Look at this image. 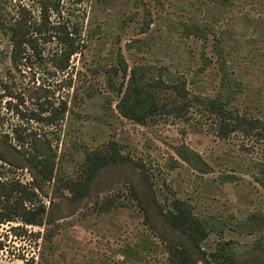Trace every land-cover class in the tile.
Returning a JSON list of instances; mask_svg holds the SVG:
<instances>
[{
  "label": "rangeland",
  "instance_id": "rangeland-1",
  "mask_svg": "<svg viewBox=\"0 0 264 264\" xmlns=\"http://www.w3.org/2000/svg\"><path fill=\"white\" fill-rule=\"evenodd\" d=\"M60 1L62 18L54 16L53 22L78 24L85 37L91 33L83 53L65 72L50 66V57L60 49L56 42L44 46L42 61H23L15 67L12 46L0 26V97L5 84L14 95L12 103L0 99V135L22 125L28 134L48 139L60 162L58 178L75 182L87 179L86 151L105 154L115 145L125 160L95 174L81 199L65 190L58 193L51 214L60 224L51 251L42 253L41 242L10 234L0 264H22L16 260L19 256L44 264H170L166 247L149 227L132 188L143 204L152 192L166 207L174 198L192 202L197 214L215 229L203 243L207 253L216 251L221 241L246 246L264 237V229L251 235L238 227L254 213L264 215V141L239 133L219 138L216 118L200 104L192 106L186 118L163 113L146 125L117 111L119 89L136 67L143 68L152 83L184 76L192 94L216 93L220 76L215 64L200 73L203 42L183 33L184 24L195 22L213 24L234 37L229 65L248 86L249 97L246 100L244 95L239 106L259 103L262 107L255 115L264 119V0H231L228 6L205 0ZM36 3L0 0V17L10 19L23 7L38 16ZM211 39L206 56L216 61ZM65 103L68 112L62 113ZM46 108L48 112H43ZM55 110L58 120L52 126L29 122L21 114L33 111L49 117ZM182 149L192 150L204 164L183 161ZM226 175L237 180L227 182ZM3 177L31 180L28 170H15L0 161ZM55 188L54 182L47 185L49 206ZM150 213V222L159 230L179 243L185 241L166 228L154 211ZM7 230V225L0 227V235ZM242 264H264V254H244Z\"/></svg>",
  "mask_w": 264,
  "mask_h": 264
},
{
  "label": "trees",
  "instance_id": "trees-1",
  "mask_svg": "<svg viewBox=\"0 0 264 264\" xmlns=\"http://www.w3.org/2000/svg\"><path fill=\"white\" fill-rule=\"evenodd\" d=\"M205 1L218 6L231 4V0ZM36 4L38 16H35L32 10L23 7L10 19L0 17L1 29L12 46V62L15 67H18L19 62L32 63L34 59L42 61L44 46L56 42L60 49L50 57V66L65 72L71 68L73 58L83 53L86 38L87 36L89 38L91 33L89 32L85 37L83 28L78 24H70L62 20L58 23L53 22L54 16L58 19L62 18L60 0H37ZM183 33L187 37L193 36L203 42L205 50L201 55L203 68L200 73L206 71L213 63L215 64L220 76L216 93L212 96L192 94L184 76L163 84L159 81L152 83L145 77L143 68L136 67L131 71L128 82L119 89L118 113L136 124L146 125L163 113L171 114L179 119L186 118L190 108L200 104L216 118L219 138L227 139L239 133L248 139L264 141V119L255 115L262 106L259 103H244L242 100L245 108L241 109L238 103L244 95L246 100H249V97L246 94L248 86L229 65L228 49L233 47L234 37L226 30L209 23L184 24ZM210 39L213 41L216 61L206 56V46L209 45ZM124 74L127 77L128 67H124ZM4 87L6 91L0 99L3 98L8 100L7 103H12L14 95L7 84ZM165 90H168V94L163 93ZM167 95L168 98L165 97ZM109 101L106 104L110 105L113 99L109 98ZM41 106L44 107V104ZM42 111L48 112V109H42ZM66 112H68V105L65 103L62 113ZM21 114L24 120L38 124L45 123L48 126H52L58 120L57 110L51 112L49 117H43L33 111ZM179 154L187 163L204 164L199 155L192 150L182 149ZM122 160L125 158L115 145H111L105 154L92 150L86 151L83 168L87 179L75 182L63 177L58 178L57 168L60 162L57 152L53 150L48 139L42 140L36 134H28V129L22 125L15 126L11 133L0 135L2 164L15 170H28L31 175V180L28 182H22L17 178H0V227L9 226V230L4 235H0V254L6 251L10 234L17 239L29 237L35 239L37 243L41 242L42 253L51 251L54 238L58 234L57 227L60 224L51 214L53 200L58 197V193L65 190L72 194L74 199H81L90 189L91 179L95 174L102 169L121 164ZM261 173L264 175L263 169ZM226 180L234 182L237 179L234 175H226ZM52 182L55 183L56 188L54 198L48 200L51 204L49 206L46 200L49 198L47 185ZM131 192L149 221V227L166 247L170 264H242L244 254L256 252L264 254V237L246 246L238 245L234 241H221L217 244L216 251L207 253L203 250V243L215 229L211 222L197 214L192 202L174 198L166 207L152 192L149 195V201L143 204L134 188ZM150 210L154 211L166 228L178 233L185 241L179 243L165 231L153 225L150 222ZM238 227L247 228L251 235L256 234L264 229V215L254 213ZM30 228H42L44 231L33 232ZM16 260L24 264H44L40 260L37 262L34 257L27 259L25 256H19Z\"/></svg>",
  "mask_w": 264,
  "mask_h": 264
},
{
  "label": "crops",
  "instance_id": "crops-1",
  "mask_svg": "<svg viewBox=\"0 0 264 264\" xmlns=\"http://www.w3.org/2000/svg\"><path fill=\"white\" fill-rule=\"evenodd\" d=\"M23 264V263H22Z\"/></svg>",
  "mask_w": 264,
  "mask_h": 264
}]
</instances>
